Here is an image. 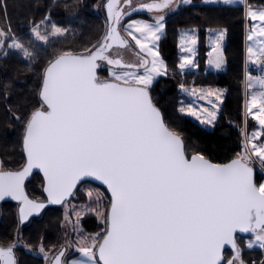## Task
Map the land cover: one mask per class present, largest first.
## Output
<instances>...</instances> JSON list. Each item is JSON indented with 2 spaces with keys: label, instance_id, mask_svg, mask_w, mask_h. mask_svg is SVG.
Instances as JSON below:
<instances>
[{
  "label": "snow or ice",
  "instance_id": "6c2138e0",
  "mask_svg": "<svg viewBox=\"0 0 264 264\" xmlns=\"http://www.w3.org/2000/svg\"><path fill=\"white\" fill-rule=\"evenodd\" d=\"M173 2L138 5L160 13L153 23H122L137 9L131 0L123 5L107 0L103 36L82 53L60 51L43 70L38 107L23 120L26 163L13 171L0 162V200L10 197L18 202L20 224L39 214L44 202L29 199L24 191L25 178L33 169L43 173L49 204L65 203L88 178L106 186L110 194L108 206L98 213L102 230L80 234L74 244L53 249L41 244L44 264H246L237 233L251 234L247 249L264 251V7L254 10L241 0L245 20L252 22L246 36L251 42L246 65L250 62L260 70L253 76L246 66V88L258 86L259 91L248 93L245 116L257 121L259 129L251 134L242 129L240 152L227 163H216L201 152L187 153L184 140L165 122L150 94L156 78L168 75L157 42L165 28L162 13L171 10ZM209 2L217 0H205ZM0 21L6 25L0 26V49H15L29 61L35 59L39 44L69 32L45 16L39 23L30 22L31 38L25 45L12 30L7 0H0ZM195 31L181 38L184 54L174 74L183 76L195 66ZM209 31L213 39L208 65L219 70L224 66L221 47L226 31ZM125 53L134 58L126 60ZM100 61L108 65L106 78L97 74ZM179 88L188 97L179 102V113L203 125L217 120L223 89L189 88L184 83ZM95 197L99 207L104 193L97 191ZM65 221L79 232L78 222L73 224L67 214ZM18 242L17 238L0 247V264H18L14 252ZM225 246L231 248V258H225ZM69 247L79 254L74 259L67 258Z\"/></svg>",
  "mask_w": 264,
  "mask_h": 264
},
{
  "label": "trees",
  "instance_id": "16d2710c",
  "mask_svg": "<svg viewBox=\"0 0 264 264\" xmlns=\"http://www.w3.org/2000/svg\"><path fill=\"white\" fill-rule=\"evenodd\" d=\"M96 1L7 0V14L12 30L22 42L28 43L31 38L30 22L39 23L45 16L50 17V23L68 28L69 32L45 46L39 44L35 49V59L28 63L15 55H10L6 59L0 58V88L5 84L9 86L8 92L0 93V157H3L6 166L17 168L22 163L20 141L24 130L23 120L34 107H38L40 77L48 61L62 50L82 53L102 37L105 30L104 16L101 12L96 15L90 12ZM246 2L255 8L264 7V0ZM245 25L244 6L204 5L201 0H192L191 4L165 20L166 35L160 43V54L171 75L157 80L150 89V94L153 102L161 109L165 122L184 140L189 155L201 152L213 162L227 163L241 150ZM0 26L6 25L0 21ZM183 28L196 29L200 41L199 69L197 72H186L183 75L185 78L190 77L187 84L220 87L225 90L213 130H205L197 122L177 111L182 76L174 74L178 73L176 32ZM219 29L226 31L224 46L226 69L219 73H205L206 32ZM5 96L8 97L5 99ZM17 113L21 117L18 122L14 118ZM10 158H13L12 162H9ZM40 185H42L40 177L34 176L26 186L27 192L31 196L40 197V188L37 187ZM60 217V209L46 210L43 218L33 220L22 230V241L28 247H35L40 242H44V245L56 242L60 235L58 228ZM83 225L89 232L98 231L94 219L85 220ZM15 231L14 214H4L0 224V244L5 245L9 240L13 242ZM229 252L225 251L224 256ZM27 261L28 264H42V260L31 255H28Z\"/></svg>",
  "mask_w": 264,
  "mask_h": 264
},
{
  "label": "rangeland",
  "instance_id": "374dc122",
  "mask_svg": "<svg viewBox=\"0 0 264 264\" xmlns=\"http://www.w3.org/2000/svg\"><path fill=\"white\" fill-rule=\"evenodd\" d=\"M104 2H105V0H97L96 3L92 6L90 12L95 14V15L98 14L99 12H101V14L104 16L105 11H104V7L102 6L104 4ZM151 2H154V1L153 0H131L133 8L138 7V5L141 4V3H151ZM245 2H246V0H245ZM123 3H124V0H120V5H123ZM201 3H203L204 5L212 4V5H222V6H239V5L244 6V4L241 3V0H233V2L230 3V4L223 3L222 0H217V2H215V3H211V2L205 3V0H201ZM187 5H189V4H184L182 2V0H179V2H177V0H174L171 10L165 9L163 11V13H162L165 16V20L168 19L176 11L180 10L181 8H183V7L187 6ZM252 8L255 10V9H259L261 7H258V8L252 7ZM124 10L128 11L127 8H125ZM141 11L144 14L142 13V14L134 15L131 18H129L128 20H126L125 23H128L129 20H144L146 22L153 23L154 22L153 17L155 15H157V14H160V13H156V12H151L150 13L147 10H141ZM244 15H245V11H244ZM251 23L252 22L250 20H248V21H246V25H245V33H244V64H245V68L247 66V70L249 71V73L251 75L257 76V75H260V70L258 69V67L256 65L251 64L250 62L247 63V65H246V58H247L246 49H247V45L249 43H251V42L247 41L246 36H247V33H248V31H249V29L251 27ZM49 26H50V23H48V27ZM192 29L193 28H183V29H178L177 32H176V49H177V60H178V63L180 62V57L184 54V53L181 52V38H182V36L185 33L190 32V30H192ZM104 31H103V34H104ZM103 34H102V36H103ZM165 35H166V27L164 28L163 35L161 36L160 40L157 42L158 48H159V52H160L161 40L163 39V37ZM195 36H196V39H197V43L194 46L195 47V55L193 56V59L195 60V66L190 68L187 72H192V71L197 72L198 69H199L198 52H199V42L200 41H199V34H198L197 30L195 31ZM212 39H213V37L210 35V31H207L206 32V38H205V44H206V47H207L206 54H205V62H204L205 73L206 72H211V73H217L218 72L219 73V72L224 71L226 69V59H225V56H224V46H225V41H226V34H225L224 40L222 42V47H221V51L223 53V59H224V66H223L222 69H219V70H217L215 68H212L210 65H208V60L211 58V57H209L208 54L210 52H212ZM24 44L27 45L28 43L26 42ZM40 45L43 46L44 44H40ZM11 51L16 52L17 54L12 53ZM10 55H15V56H17L19 58L21 57L23 60H26L23 57V55L20 52H18L17 50H15V49H7L6 46L3 49H0V58L6 59ZM213 56H215V53H213ZM160 58L163 60V58L161 57V54H160ZM26 62L28 63L29 60H26ZM178 71L179 70L176 69V72H178ZM11 72H13V71H11ZM105 72H108V69H106L104 67L103 69H101V73H103L104 77H106ZM169 75H171L170 72H168L167 76L157 77L156 80L154 81V83L157 80H159L160 78L168 77ZM107 76H108V73H107ZM188 78H190V77H188ZM188 78L187 77L185 78V76H182V78L180 79V83H184L186 87L191 88L193 86H190V85L187 84ZM3 86H4L3 88H0V93L8 92V87H9L8 84H5ZM152 86H151V88H152ZM196 87H201V86H196ZM210 87L211 88L222 89L220 87H213V86H210ZM204 88H208V87L204 86ZM243 89H244L243 90V113H242V115H243V125H242L240 131L246 127V130H247L248 134H251L253 131L259 129V124H258L257 121L252 120L251 117H246L245 116V111H246L245 105H246V101H247V98H248V93L251 92V91H259V87L258 86H254L253 89L246 88V78H245V75H244V88ZM224 93H225V90H224ZM7 97L8 96H5L4 98L6 99ZM187 99H188V97L184 96L180 92V88H179V97L177 99L178 100L177 107L180 106L179 102L181 100H187ZM223 99H224V94H223ZM221 104L222 103L219 104V111H218V114H217V120H218ZM180 114H182L185 117H188L191 120L197 122L205 130H213V128L215 127V125L217 123V120H216L211 125H203L199 121H197L194 117L188 116L185 113H180ZM17 116H19L18 113H17ZM14 118H15V121L18 122L16 117H14ZM241 141H243V137L242 136H241ZM10 160L11 161H9V162H12L13 158H10ZM21 165H22V163H21ZM17 168H19V166ZM255 172H258L261 175L260 168H259L258 164L255 165ZM40 186H37V187L40 188ZM89 191L93 192V196L91 198H89V196H88V192ZM97 191H99L101 193H104V196H105V198H103L101 200V202L99 203V207H97V202H96V197H95V194H96ZM31 197L36 198V199H41V196L40 197L31 196ZM108 203H109V198H108L106 192L103 189L98 188V187H96V186H94L92 184H89V183L82 184L75 191V194L70 199V201H68L60 209L61 217H60V222H59V227H58L59 231H60V233H59L60 235H59L58 240L56 242L52 241L53 243H50L48 245H44V242L43 243L40 242L39 245H37L35 247L34 246L33 247L32 246L28 247V250L30 252L36 254L37 256L41 257L42 255L39 253V246L41 244H43L46 247V249H53L54 247H58L59 245L67 244L69 242L74 244L75 241L79 238L80 234L92 235V234H95L97 232H100L102 230V228H103V224H102L101 220L99 219L98 213L99 212H103L105 210V208L108 206ZM90 209H94V211H90ZM12 212L14 214V209H11V210L6 209L4 211V214L7 213L9 215V214H12ZM77 213H79V216L77 215ZM66 214L69 216V218H70V220L72 221L73 224H77V222H78L79 232L73 231L72 228L66 224V221H65ZM42 218H43V216H42ZM87 219H94L95 220V222H96V224L98 226V231H95V232L92 233V232H89L86 228H84L83 222L85 220H87ZM17 230H18V227H17ZM250 238H251V236L248 237V238H245V239L238 240V244L243 249V258H244L246 264H262V262H264V251H262L259 247H254L253 249H247L245 247V242L248 239H250ZM33 251H35V252H33ZM67 253H68L67 256H69L71 259H74L76 256L79 255L78 253L75 252L74 247H69L67 249ZM231 256H232V253L229 252V253H226L225 258L228 259V258H231ZM41 263L44 264V260Z\"/></svg>",
  "mask_w": 264,
  "mask_h": 264
},
{
  "label": "flooded vegetation",
  "instance_id": "af4514ba",
  "mask_svg": "<svg viewBox=\"0 0 264 264\" xmlns=\"http://www.w3.org/2000/svg\"><path fill=\"white\" fill-rule=\"evenodd\" d=\"M154 2H156V0H153ZM117 2H118V4H120V0H117ZM151 3H153V2H151ZM103 6V5H102ZM136 9H139L138 7H136ZM141 10V9H140ZM104 11H105V14H104V19H106V17H107V10L104 8ZM143 12L141 11V12H138L137 14H142ZM137 14H134V15H137ZM144 14V13H143ZM134 15H131L130 17H128V18H126V19H124L123 21H122V23H125L126 22V20H128L129 18H131L132 16H134ZM105 21V20H104ZM124 58L126 59V60H131V59H133L134 57H132L131 56V54H128V53H125L124 54ZM106 68V69H108V65L106 64V62H103V61H101V64H100V69H99V76L101 77V78H106L107 77V73L108 72H105V74H106V77H104L103 76V73H101V69H103V68ZM101 73V74H100ZM24 131V130H23ZM22 135H23V132H22ZM21 139H22V137H21ZM20 152H21V156H22V165H20L19 166V168H13V167H11V166H6L5 165V161H3L2 159H3V157L1 158L0 157V162H3V166H4V168H5V170H18V169H20L23 165H24V157H23V154H22V150H21V141H20ZM256 173V178H257V180H259L260 179V174L258 173V172H255ZM34 176H39V175H34ZM33 176V177H34ZM32 177V178H33ZM40 177V176H39ZM31 178V179H32ZM40 179H41V177H40ZM31 181V180H30ZM29 181V182H30ZM41 181H42V179H41ZM29 182H27V184L29 183ZM27 184H26V186H27ZM42 184H43V182H42ZM26 186H25V188H26ZM41 187H42V185L40 186V190H41ZM26 192H27V189H26ZM40 193H41V191H40ZM27 194H28V196L31 198V199H33V200H36V201H41V200H43V197H42V194H41V199H36V198H33V197H31V195H29V193L27 192ZM70 201V200H69ZM68 202V201H67ZM66 202V203H67ZM65 203V204H66ZM6 209H9V210H11V209H14V216H15V219H16V231H15V237H14V240L15 239H17L18 238V240H19V242L17 243V245H16V248L14 249V252H15V256H16V259H17V261H18V264H28V261H27V257H28V255H31V256H33L35 259H38V260H44L43 259V256H41V257H39V256H37L36 254H34V253H32V252H30L29 250H28V247L26 248L25 247V243H24V241H22V238H21V232H22V230L24 229H22L21 231H20V234H19V236H18V234H17V227H18V221H17V206L16 205H14L13 203H4V204H2L1 205V218H0V224H1V221H2V217L4 216V211L6 210ZM13 213V212H12ZM45 213V212H44ZM43 213V214H44ZM43 214H42V216H43ZM41 216V217H42ZM27 227V226H26ZM251 236V234H249V235H247V236H245V237H243V236H239V235H237V241L238 240H241V239H245V238H248V237H250ZM9 243H12V240H9L8 242H7V244H9ZM7 244H5V245H3V244H0V247H3V246H7ZM32 251V250H31ZM33 252H35V251H33ZM232 253V252H231ZM67 258L68 259H71L69 256H67Z\"/></svg>",
  "mask_w": 264,
  "mask_h": 264
},
{
  "label": "water",
  "instance_id": "95a60500",
  "mask_svg": "<svg viewBox=\"0 0 264 264\" xmlns=\"http://www.w3.org/2000/svg\"><path fill=\"white\" fill-rule=\"evenodd\" d=\"M106 2H107V0H105L104 4H105ZM104 4H103V7H104ZM138 12H141V10H140V9H137L136 11L130 12V14H129L128 16H126L124 19L130 17L131 15L137 14ZM104 20L106 21V19H104ZM98 63L101 64V61L98 62ZM99 69H100V67L97 69V74H98V75H99ZM22 137H23V135H22ZM21 150H22V154H23V157H24V160H25V161H24V164H25V163H26V158H25V156H24L23 149H22V139H21ZM23 166H24V165H23ZM23 166H22L20 169H18V170H21V169L23 168ZM18 170H13V171H18ZM36 174L39 175V176L41 177L42 182H43V173L40 172L38 169H33V171H32V172H31V173L25 178V181H24V191H25V194H26L27 196H28V194H27V192H26V188H25V186H26L27 182H29V181L31 180V178H32L34 175H36ZM84 183H89V184H92V185H94V186H97V187L103 188V189L105 190L106 194L108 195L109 199H110V194L107 193L106 186L100 184V182H98V181H95V180H92L91 178H88V179H86L84 182H80V183H78L77 187L73 190V194H72L71 196L67 197L66 202L69 201V200L73 197V195L75 194V191L78 189V187L81 186V185L84 184ZM40 191H41V194H42V197H43V200H41V201L44 202L45 207H44L43 209H41V211H40L39 214H33L32 216H30L29 219H28L27 221H25L23 224H20V223H19V219H18V208H19V204H18V202L12 200L10 197H6L4 200H0V218H1V205H2V204H4V203H8V202H9V203H13L14 205L17 206V221H18V230H17V234H18V236H19V234H20V231H21L23 228H25L26 226H28L33 220L40 219L41 216H42V214H43L46 210H48V209H61V208L65 205V203H66V202H65V203H63V204H49V203L47 202V194L43 192V184H42V187H41V190H40ZM28 198L31 199L29 196H28ZM31 200H33V199H31ZM35 201H36V200H35ZM249 234H250V233H237L236 236L239 235V236H243V237H245V236H247V235H249ZM225 251H230V252H232V250H231V248H230L229 246H225L224 253H225Z\"/></svg>",
  "mask_w": 264,
  "mask_h": 264
},
{
  "label": "crops",
  "instance_id": "0c3cea01",
  "mask_svg": "<svg viewBox=\"0 0 264 264\" xmlns=\"http://www.w3.org/2000/svg\"><path fill=\"white\" fill-rule=\"evenodd\" d=\"M245 70H246V68H245V64H244V75H245Z\"/></svg>",
  "mask_w": 264,
  "mask_h": 264
}]
</instances>
